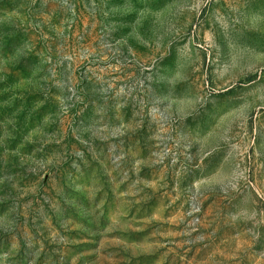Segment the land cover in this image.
<instances>
[{
    "label": "rangeland",
    "instance_id": "1",
    "mask_svg": "<svg viewBox=\"0 0 264 264\" xmlns=\"http://www.w3.org/2000/svg\"><path fill=\"white\" fill-rule=\"evenodd\" d=\"M0 264H264V0H0Z\"/></svg>",
    "mask_w": 264,
    "mask_h": 264
}]
</instances>
